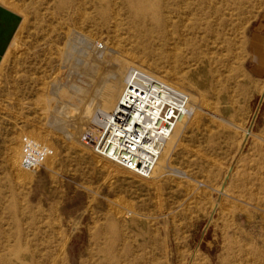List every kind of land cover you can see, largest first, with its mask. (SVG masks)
<instances>
[{"label": "rangeland", "instance_id": "1", "mask_svg": "<svg viewBox=\"0 0 264 264\" xmlns=\"http://www.w3.org/2000/svg\"><path fill=\"white\" fill-rule=\"evenodd\" d=\"M203 1L169 16L183 37L168 57L160 42L137 53L121 0H106L119 15L106 21L93 0H0L20 37L0 63V264H264V0L218 3L209 18ZM122 56L127 74L175 84L204 110L162 152L170 169L155 181L81 142ZM69 105L92 107L86 130ZM25 139L52 151L32 172L20 167Z\"/></svg>", "mask_w": 264, "mask_h": 264}, {"label": "built area", "instance_id": "2", "mask_svg": "<svg viewBox=\"0 0 264 264\" xmlns=\"http://www.w3.org/2000/svg\"><path fill=\"white\" fill-rule=\"evenodd\" d=\"M194 110L187 92L133 68L115 108L95 116L94 129L85 132L81 142L120 168L148 179L177 125Z\"/></svg>", "mask_w": 264, "mask_h": 264}, {"label": "bare ground", "instance_id": "3", "mask_svg": "<svg viewBox=\"0 0 264 264\" xmlns=\"http://www.w3.org/2000/svg\"><path fill=\"white\" fill-rule=\"evenodd\" d=\"M244 1L245 0H208V1L204 0L202 2V4H200L201 5L200 10H202V12L206 11L204 13V15H206V17L209 18L212 15H214V14L217 15L221 12V8L218 7L219 4H224L227 8L231 7V9L233 6H238L239 8L242 9ZM92 3H93V6L95 7V9L97 11L98 16L102 20L106 21L111 16L114 19H117L119 17L117 12H112V14L111 13L109 14V11L106 7V0H93ZM184 3H185V0H166L163 5L160 3L159 0H121V5L123 8V11H125V14L129 18L130 22L134 25V36L137 38L138 43H139V45L137 47L138 48L137 53L149 56L153 52L159 50V49H155V46H156V44H158V42H160L162 44L160 46V49L164 48L163 49L164 51L163 50L162 51L165 52L168 57L171 56V53L175 54L176 50L173 49L174 47H171V46H173V44H171L170 41L172 42L174 34H177V36H178L177 39L181 40L183 37V34H182V32H180L178 26H176V25L173 26L171 24L169 16L170 15L180 16L179 8ZM203 4H205V6H203ZM207 10H209V11L207 12ZM165 11H166L165 15L162 14V12H165ZM188 13H190V12H188ZM12 14H13V12H12V9L10 8V4L8 2H1L0 3V56L3 57L4 60H6L8 58L9 54H11L12 51H15L19 48L18 42L20 41V37L18 36V33L15 29L16 24H14V22L12 21L14 18L17 20V17H15ZM170 28H173V32H170L171 31ZM210 31L211 30H209V33H210ZM71 50H73V49H71ZM114 51L119 53L116 50H114ZM60 54H62V53H60ZM80 56H82V55H80ZM80 56H77V57H80ZM62 57H64V60L69 61L68 60L69 53L67 51L65 52L64 55H62ZM72 57H73V55H72ZM75 58H76V53H75ZM75 58H73V59H75ZM121 60H123V61L121 62V64L119 63L117 70H115L116 73H114V75L109 78V80L107 81V84L104 86L105 88L101 87V88H104V90H103V94L101 96V99L99 101L100 106H101L99 108L104 109V113H110L115 108V106L117 105L118 101L120 100V97H121L123 90H124L126 77L128 75L127 74L128 66L126 63L127 59H126V61H124V58L122 56ZM128 63H129V61H128ZM129 66H131V64ZM102 68H103V66H102ZM96 78H98V77H96ZM169 84L177 88V85L175 86V84L174 85L171 83H169ZM75 87H77V86H75ZM75 87H73V88L76 89ZM72 91H73V89L71 90V92ZM80 92H82V91H80ZM63 93L65 94V91ZM75 93H73V94H75ZM67 94H69V93H67ZM67 94H65V95H67ZM69 95H72V94H69ZM77 95H78V93H77ZM77 97H79V96H77ZM99 98H98V100H99ZM71 99H72V97H71ZM87 100L85 99V101H87ZM47 101H48V99H47ZM65 101H67V100H65ZM71 101L73 102V100H71ZM79 101H80V99H79ZM83 102H81V103H83ZM193 102H195V104H196L195 100H193ZM85 103L86 102H84V105H85ZM199 104H200V102H199ZM80 105H82V104H80ZM89 105H91L92 107L94 106L92 103ZM91 106L90 107L85 106V108L83 110H77L78 108L75 109L71 106H70L71 108H68V112L71 113V115L74 114V116H75V114H78V117L74 122V125H75L74 128L76 127L75 130L77 133L79 130L85 129V126L88 125V121H90L89 116L92 115V114L90 115L91 108H92ZM199 106H196V109L194 110L195 111L194 114L200 115L201 112L204 111V110H202L203 107H201V105H199ZM74 107H75V105H74ZM77 107H79V106H77ZM65 109H66V106L63 104L61 106L60 111L62 112ZM94 109L95 108H93V110ZM206 110H207V108H206ZM209 110H211V109H209ZM46 111L49 112L48 109ZM51 114H52V112H51ZM194 114L191 117H189L188 119H186V120L184 119L182 122H180L177 125L171 139H173L176 136L178 137L176 139V141L179 139V137L182 134V132L184 131L185 127L191 123V120H192V117L194 116ZM62 122H63V120H62ZM68 122H69V120H68ZM100 122H102V121L100 120ZM67 126H68V124H67ZM171 139L165 144L162 152H164L166 150V147L170 143ZM24 144H25V155L26 156H24L23 161L21 163L22 166L20 165V167H23V169L26 171H31V172L34 171V169L36 168V164H37L35 158L36 159L38 158L40 163H42L48 156H50L52 154V151L48 147H46L40 143H37L34 140L25 139ZM11 161H12L11 164H12L13 168L15 169L17 176L19 177L18 179L25 178V176H26L25 173H23L22 171L19 170L20 167L18 165L17 158L14 159V157H13V159L11 158ZM163 161L164 160L162 159V153H161V157H160L159 163L156 167V170L153 173V175L150 178H148L149 180H152V181L158 180L163 175V174L161 175V172L166 170V173H167L169 171L170 168L165 167L166 165L163 164L164 163ZM27 177H28V175H27ZM27 177H26V179H27ZM45 260H48V256L46 257ZM54 262H55V260H54ZM51 264H54V263L52 262Z\"/></svg>", "mask_w": 264, "mask_h": 264}, {"label": "water", "instance_id": "4", "mask_svg": "<svg viewBox=\"0 0 264 264\" xmlns=\"http://www.w3.org/2000/svg\"><path fill=\"white\" fill-rule=\"evenodd\" d=\"M0 63H1V56H0Z\"/></svg>", "mask_w": 264, "mask_h": 264}]
</instances>
